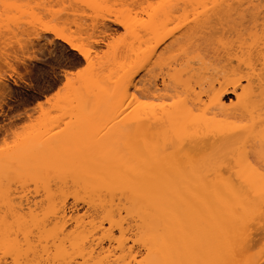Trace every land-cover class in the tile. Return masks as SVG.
I'll list each match as a JSON object with an SVG mask.
<instances>
[{
  "label": "bare ground",
  "instance_id": "6f19581e",
  "mask_svg": "<svg viewBox=\"0 0 264 264\" xmlns=\"http://www.w3.org/2000/svg\"><path fill=\"white\" fill-rule=\"evenodd\" d=\"M117 23L132 74L65 72L64 130L24 142L80 196L45 184V220L1 232L0 264H264V0H132Z\"/></svg>",
  "mask_w": 264,
  "mask_h": 264
},
{
  "label": "rangeland",
  "instance_id": "374dc122",
  "mask_svg": "<svg viewBox=\"0 0 264 264\" xmlns=\"http://www.w3.org/2000/svg\"><path fill=\"white\" fill-rule=\"evenodd\" d=\"M93 3L101 8L69 7L66 0H0V80L7 83L11 93L6 97L0 94V233L32 229L41 218L45 220V184L53 189L62 187L69 205L75 194L80 196L78 180L39 172L35 167L37 153H27L24 143L35 134L48 136L64 130L67 119L48 121L55 119L59 114L56 108L66 104L80 86L77 75H73L70 84L63 87L65 72L80 75L102 66L105 73L132 74V63L126 64L132 36L117 23L118 17L126 15L132 21V0ZM92 18L97 28H90ZM101 22L107 30L101 29ZM56 32L87 51L88 64L78 50L55 37ZM228 97L233 99L232 94ZM16 152L19 158L13 157ZM4 201L19 208L4 207ZM75 207L80 214L85 210L81 200ZM6 261L10 264L9 258Z\"/></svg>",
  "mask_w": 264,
  "mask_h": 264
}]
</instances>
